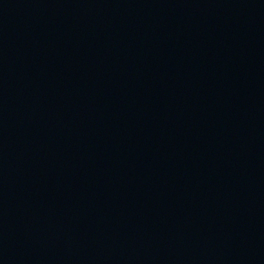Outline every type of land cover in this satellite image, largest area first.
I'll use <instances>...</instances> for the list:
<instances>
[{
	"label": "water",
	"instance_id": "95a60500",
	"mask_svg": "<svg viewBox=\"0 0 264 264\" xmlns=\"http://www.w3.org/2000/svg\"><path fill=\"white\" fill-rule=\"evenodd\" d=\"M0 264H264V0H0Z\"/></svg>",
	"mask_w": 264,
	"mask_h": 264
}]
</instances>
